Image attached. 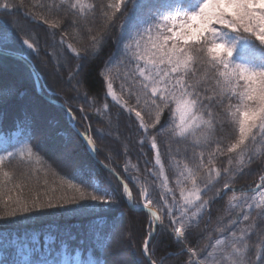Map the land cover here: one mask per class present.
<instances>
[{
    "label": "trees",
    "instance_id": "trees-1",
    "mask_svg": "<svg viewBox=\"0 0 264 264\" xmlns=\"http://www.w3.org/2000/svg\"><path fill=\"white\" fill-rule=\"evenodd\" d=\"M180 1L175 0L176 3ZM5 2L14 7L10 13L0 10V50L25 56L33 67H36V64H40L39 67L43 66L39 69L40 71L36 69L43 85L46 83L41 72L43 73L44 69L53 75L49 61H52V55H57L55 52H59L71 70L69 76L64 77L70 79L80 74L82 93L89 103L81 98L79 104H75L69 98L73 105H77L76 108L84 109L89 122V124L83 122L84 126L74 111V116L77 118L75 126L77 130H80H78L79 133H87L91 137L97 149L107 152V148H111L114 153V160H112L114 162L107 160L105 162L104 157L101 158L97 152L96 159L101 161L98 165L88 152L89 155L86 157L91 171L84 173V177H77L69 169L66 171L59 169L55 165V160L43 154L42 147H38L40 144H35L34 139L39 132L37 133V128L32 121L19 117L14 118V121L9 120L10 116L3 110V105L8 102L11 95L5 92L16 93L17 91L9 85L1 86L5 85L2 83L0 85V107H2L0 108V156L6 155L7 152L17 153V155L6 160L0 169V217L5 216L6 209L14 206L11 202L5 204L8 197H12L13 201L17 197L31 201L33 197L39 196L42 203H46L49 198L60 203L61 195L69 197L75 195L74 191L68 188L70 180L83 186L87 181L93 180L94 176L98 185L105 183L111 187L112 193L108 194L112 197V203L104 205L82 201L78 205L69 204L63 208L18 212L13 218L0 219V260L8 259L10 264H16L30 257L34 264H41V262L55 264L57 260L65 259L67 252V258L79 264H90V262L91 264H110L109 252L113 250L112 236L106 241L96 243L89 236L91 234L89 226L96 221H111L116 227L112 234L115 240L116 231L118 232L125 222V217H128L131 226H136L139 230L144 229L140 245L132 246L131 254L134 257L132 262L133 264H149V258H146L142 249L151 228L150 217L129 208L120 182L107 169L100 166L104 165L127 185L134 205H139L142 201L141 190L148 189L153 201L151 207L159 215L164 228L161 231L157 230L150 241L151 259L157 264H186L190 260L188 249H194L198 253L197 257L191 258V264H196L195 261H199L200 264H205V261L207 264H213L214 254L212 256L209 253L215 250L213 245L219 239L218 234L221 233L218 227L223 218L228 215H230L229 222L236 221L227 223L228 230L236 231L240 229L241 223H252L251 230L245 237L250 244L247 259L249 264H264V239H262L264 219L257 218L253 213L248 221H244L242 214L238 215L239 207L229 214L227 212L228 202L234 192L238 196L246 194V197H251L264 190L261 188L253 191L256 189L255 185L259 182L260 175L264 174V139L257 135L255 142H250L249 151L243 157V164L240 163V156L236 153L229 154L226 151L222 155L216 153L217 144L222 149H226L238 136L235 118L230 113L235 111L239 101L238 97L220 94V89L215 86V81L212 79L213 71L210 69L206 71L201 54L194 52L197 56V63L193 65L195 75L189 73L186 79L195 85L196 91L202 98V106L198 105L197 111L205 120H212V129L209 130L202 124L192 134L179 135L177 128L179 121L174 115L175 105L170 101L161 115L160 123L154 128L149 127L148 133L145 134L140 129L134 112L129 113L107 95L106 78L111 80L117 98L129 107L141 110L145 123H151L154 117L153 106L150 103L147 105L144 103L140 83L142 78L133 74L137 62L131 60L130 54L126 55L124 51V43H127V29L122 42L121 24L124 17L117 14L116 19L107 27L105 26L102 10H107L106 5L109 0H87L94 5V9L90 13L86 10L85 16L71 9L67 3L62 4L61 0H0V4ZM153 2L156 4L160 0H153ZM197 2L198 0L181 1L185 6L194 5ZM128 7L130 9L131 5ZM45 19L58 23L59 27L50 28L44 22ZM22 24L35 35L24 33ZM98 34L102 35L103 39L98 46L94 47L91 37ZM25 38L36 45L37 51L27 48L23 43ZM62 38L64 43H61ZM49 43L54 44L53 49L49 47ZM252 43L253 55L258 59L260 46L258 42L252 41ZM68 44L72 45L79 56L67 47ZM55 58L54 66L63 71L59 66V58L57 56ZM0 66L5 69L8 67L7 70L22 68L19 63L1 56ZM20 71V74L25 72ZM25 74V78L30 77L28 72ZM52 86L55 87L53 84ZM46 87L50 93H57L49 85ZM34 93L38 97L43 96L42 91L41 96L36 93V89ZM138 95L140 104L136 103ZM46 96L51 99L49 101L56 100L47 93ZM204 96H210L212 99H203ZM156 99L158 100V97ZM49 101L47 103L51 108L58 111L59 107ZM60 109L65 112V108ZM209 111L211 117L208 115ZM64 122L66 130L63 132L67 133L71 140H76L82 149L88 151L85 142L66 120ZM112 124L118 125L116 126L119 129L117 137L124 140L122 144L114 138H106V134L110 131L109 126ZM40 133L42 135V132ZM65 133L64 136H66ZM205 133L209 137L207 142L204 140ZM152 137H155L157 149L151 148ZM141 139L144 140L143 144L140 143ZM27 147L32 149L31 156L26 151L23 156L18 154ZM157 150L160 153L162 168L155 162ZM213 153L216 154L213 156ZM252 153H256V160L249 163L248 157ZM201 156L205 165L203 168L199 167ZM210 156L213 159L211 165L208 164ZM230 157L231 165L228 163ZM185 166L196 174L197 184L202 188L211 175L213 183L209 185L210 190L205 189L202 192V199L212 202L210 208L199 220L198 227L187 231L182 240L177 241L174 238V228L179 225H172L171 220L179 216V206L183 203L180 196L181 188L183 187L187 193L192 187L191 181L187 179L188 171ZM213 167L220 171V177L217 178L215 172L210 173L209 170ZM225 168H229L230 172L236 169H242V171L230 175L224 172ZM4 171L9 173L10 179L3 177ZM165 177L166 187L164 186ZM225 182L231 184L227 191L223 190ZM87 190L91 191L90 188ZM217 190L221 192L219 196L216 195ZM169 209H171V215ZM68 245H78L79 249H69Z\"/></svg>",
    "mask_w": 264,
    "mask_h": 264
},
{
    "label": "snow or ice",
    "instance_id": "snow-or-ice-1",
    "mask_svg": "<svg viewBox=\"0 0 264 264\" xmlns=\"http://www.w3.org/2000/svg\"><path fill=\"white\" fill-rule=\"evenodd\" d=\"M61 3H67L68 6L77 11L81 16H85L86 10L92 12L94 5L88 3L87 0H61ZM128 5H131L129 9ZM14 6L5 2L0 4V10L9 12ZM107 10H102L105 18V26L110 25L120 14L124 17L121 24L122 42L124 41L125 29H127V43H124L125 54H130V59L136 61L133 74L138 75L141 79V88L144 95V103L153 106L154 117L151 123H145L141 110L135 107H129L125 102L118 99L113 91L111 80L106 78L107 95L111 96L122 108L129 113L134 112L135 117L139 121V127L145 134L148 133L149 127H156L160 123L161 115L165 108L169 106V102L175 103V113L178 115L179 135L183 136L193 127L205 125L207 129H212V120H205L202 115L197 114L198 105L202 106V98L195 89V85L187 81L186 77L189 73L195 75L193 65L197 63V56L194 52L201 54L203 63L206 65V71L212 70V79L215 86L220 89V94H228L238 97L239 106L230 114L238 119V136L234 138V142L230 143L226 149H222L217 144L216 153L224 154L236 153L240 156V163H244V154L249 151L250 142H255L257 135L264 139V0H198L194 5L185 6L183 3H176L175 0H160L159 4H155L153 0H109L106 5ZM43 19V18H42ZM52 29L59 27L56 22L44 20ZM246 37L253 38L260 46V54L258 59L253 55L254 45L252 41ZM103 36L98 34L92 36L93 46H98ZM23 43L28 49L37 51L36 45L25 38ZM61 43H64L63 38ZM67 47L74 52L71 44ZM79 56V53L76 52ZM237 57L239 60L237 61ZM150 93V95H149ZM134 94V93H133ZM158 97V100L156 99ZM203 99L211 100L212 97L204 96ZM141 100L137 96V104ZM107 109V105L104 106ZM231 107V106H230ZM83 111V109H81ZM211 117V112L208 113ZM75 119V117H73ZM163 130L162 128L160 129ZM208 134H204L205 142L208 141ZM143 144L144 140L141 139ZM88 144L95 151V144L91 137H88ZM151 148L157 149L155 137L151 139ZM29 156L32 155V149L27 147L18 154L23 156L24 152ZM216 153H213L214 156ZM17 153L7 152L6 155L0 156V169L6 160L13 158ZM249 163L255 162L256 153H252L248 157ZM155 162L161 164L160 153L156 151ZM232 163L231 157L228 161ZM208 164H213L212 156L209 157ZM204 162L201 156L200 166L203 168ZM188 177L191 181V189L185 193L181 188L180 196L183 203L179 206V216L171 220L172 225H179L174 228L177 238L184 237L187 231L194 227H198V222L202 218L204 212L210 208L211 200L202 199V192L209 189V185L213 183L211 175H209L207 183L202 188L197 184L196 174L190 170ZM211 172H215L216 177H220V171L211 168ZM242 171L236 169L230 172L229 168H225L224 172L235 175V172ZM5 179H10L8 172L2 173ZM183 175V173H181ZM166 187V177L165 184ZM124 192L131 200V193L126 185ZM231 187L229 182H225L223 190L227 191ZM68 188L74 191L75 195L71 197L61 195L60 203H56L49 198L46 203H42L39 196L33 197L31 201L17 197L15 201L12 197H8L5 204L11 202L14 206L6 209V214L0 219H8L15 217L18 212L42 211L43 209L63 208L66 205H78L82 201H89L100 204L112 203V197L103 190L102 186L86 182L83 186L68 183ZM90 188L91 191L87 189ZM255 188H264V174L259 177V182ZM210 190V189H209ZM55 191V189H53ZM255 191V189H253ZM221 194L217 190L216 195ZM142 198V207L149 211L154 220H158L157 213L151 211L150 205L153 201L149 196L147 188L140 192ZM243 198V203H234ZM229 209L239 207L242 219L248 221L255 213L257 218L264 219V190L258 195L251 197L238 196L235 192L228 202ZM171 215V209H169ZM235 220L230 223H235ZM222 230V229H221ZM247 228L242 229L239 236L235 232L232 233L233 241L229 244L225 240L217 239L213 248L217 245H226L231 249L227 253L231 264H249L247 255L250 244L245 240V232ZM152 233L143 243V253L149 258V264H157L151 259L150 241ZM264 239V237H262ZM67 248L78 250L79 246L68 245ZM190 260L186 264H191V258L197 257L198 253L194 249H188ZM57 260L55 264H79L74 260L67 258ZM209 255H212L210 252ZM0 264H10L8 259L0 260ZM16 264H34L29 257ZM44 264V262H41ZM91 264V262H90ZM207 264V261H205Z\"/></svg>",
    "mask_w": 264,
    "mask_h": 264
},
{
    "label": "rangeland",
    "instance_id": "rangeland-1",
    "mask_svg": "<svg viewBox=\"0 0 264 264\" xmlns=\"http://www.w3.org/2000/svg\"><path fill=\"white\" fill-rule=\"evenodd\" d=\"M182 1V0H181ZM180 1V3H181ZM157 5L159 3H156ZM22 28L24 33H31V30L28 29L24 24H22ZM33 36L35 35L33 32L31 33ZM247 38V37H246ZM251 41H254L253 38L248 37ZM257 43V42H256ZM49 47L51 49L54 48V44L49 43ZM0 52L5 53L0 50ZM57 55V58H59V66L61 67V70H58L54 66L55 57L52 55V61L50 60V65L52 67V74L50 75L47 70L43 69V73L41 72V75L45 78V83L43 85L41 81V77L38 75L36 69L40 71L39 69L42 67H39L40 64H36V67H33V64L25 57L21 55L20 56L23 61H26L28 65H30L37 78V83L35 79L33 78L31 72L29 69H27L23 63L18 62L17 60L11 59L13 62L19 63L21 67L23 68H17L12 70H7V68H3V66H0V85L4 83L5 85L1 86H8L14 87L17 91L16 93H11L9 91L5 92L11 95L8 102L3 105V110L6 111L7 114H9V120L14 121V118L17 119L18 117L21 118H28L30 121H32L35 124V127L37 128V133L39 132L38 136L36 137L35 144L39 145L38 147H42L43 154H46L47 157L55 160V165L63 170H70L73 174H75L77 177L82 178L84 177V173L87 174L90 172L88 159L86 156H88L89 150L86 151L82 149L79 144L76 142V140H71L70 137L67 136V133L63 132L66 130L65 126V120L68 125H74L72 128H74L76 134L79 133L77 130V126L75 124L77 123V118L74 116L77 113L79 116L81 122L85 124H89L88 119L86 117V112L81 111V108H76L71 102V99L74 101L75 104H79V100L82 98L83 101H86L85 95L82 93V87H81V80H80V74L73 76V78L66 79L64 76L68 75L71 72L69 69V64L65 63L64 59L60 56L59 52H55ZM10 54V53H5ZM13 55V54H11ZM3 57V56H1ZM239 59H237L238 61ZM53 63V64H52ZM41 64L45 65V63L41 62ZM47 65V64H46ZM20 70L25 71L24 74H20ZM29 73L30 77L28 76L25 78L26 74ZM25 75V76H24ZM38 84V86H37ZM52 84L55 86L53 87ZM49 85L52 90L56 91L57 93H50V90L48 87ZM5 87H3L4 89ZM42 91L43 96L38 97L34 93V89ZM10 90V89H9ZM40 92V91H39ZM46 93L55 98L56 100H52L56 106L59 107L58 111L51 108V106L47 103V101L51 100L49 99V96H46ZM71 98V99H69ZM239 101V99H238ZM88 103V102H87ZM239 103L237 104V107L239 106ZM89 104V103H88ZM175 105V103H174ZM176 107V106H175ZM236 107V108H237ZM2 108V107H0ZM67 109V113H65L62 109ZM236 110V109H235ZM1 113V112H0ZM197 114L199 115V112L197 111ZM179 121L178 115H176ZM75 117V119H73ZM1 118V115H0ZM3 119V118H2ZM5 119V117H4ZM237 118H235V121ZM83 123V125H84ZM109 123V121H108ZM79 124V123H78ZM111 124V123H109ZM237 125V123H235ZM99 125V124H97ZM85 126V125H84ZM116 124L110 125V131L106 134V138H114L115 140L123 143L122 139L117 137V134H119V129L116 128ZM128 126V125H126ZM202 124L200 125V127ZM200 127H193L190 129L187 133L184 135L187 136L188 134H192L195 130L199 129ZM91 128V127H90ZM127 128V127H126ZM238 128V125H237ZM42 132V135L40 133ZM64 133L66 136H64ZM97 149V148H96ZM107 152H104L100 148L97 149L98 154H100L101 158L104 157L105 162H114V153L111 148H107ZM83 150V151H82ZM90 153V152H89ZM52 160V161H53ZM97 164H101L97 159H95ZM107 160V161H106ZM103 169H105L104 165H100ZM93 180H89L87 182H90L92 184L98 185L99 183L96 182L95 176L92 177ZM101 186L104 191L107 193H112L111 187H108L105 183ZM243 197V196H242ZM242 200V201H241ZM236 201L234 203L239 204L240 201L243 203V198ZM142 202V201H141ZM140 202L139 205H142ZM138 203V202H136ZM135 206V205H134ZM238 208V207H237ZM235 209V208H234ZM228 207V214L231 213L232 210ZM229 216L224 217L222 220L221 225L218 227L219 233L218 237L221 240H225L227 243H231L233 241L232 233L235 232L237 236L240 235L241 230L247 228L248 231L245 232V237L249 234L251 230L252 223H241V227L238 230H228L226 228L227 223L229 222ZM161 222V221H160ZM230 224V222H229ZM160 226H157V230H164L162 224H159ZM120 227V226H119ZM116 227H114L113 223L111 221H100V222H94L93 225L89 226V232L91 233L89 236L93 238V240L96 243H100V241H106L110 236H112L113 240V250L112 252H109V255L111 256L110 264H133L134 257L131 254V249L133 248V245H140L141 240L143 239L144 235V229L139 230L136 226H131V224L128 222V217H125V222H123L122 226L118 229V232L115 233V240L113 238V233ZM222 229V230H221ZM151 232V228L148 231ZM148 233V234H149ZM119 235V236H118ZM142 236V238H141ZM141 238V239H140ZM174 238L177 241H181L183 237L177 238L174 234ZM128 243H131L128 245ZM119 247V248H118ZM135 248V247H134ZM133 250V249H132ZM188 251V250H187ZM231 249L227 247L226 245H217L215 247V250L212 253L213 256V264H231L230 259L227 257V253L230 252ZM47 255V253H46ZM1 256V255H0ZM44 256V255H43ZM196 264H200L199 261H195Z\"/></svg>",
    "mask_w": 264,
    "mask_h": 264
},
{
    "label": "water",
    "instance_id": "water-1",
    "mask_svg": "<svg viewBox=\"0 0 264 264\" xmlns=\"http://www.w3.org/2000/svg\"><path fill=\"white\" fill-rule=\"evenodd\" d=\"M0 56L6 57V58H9V59H14V60H17L18 62L23 63L24 66H25L27 69H29V71L31 72L33 78L35 79V81H36V83H37L36 74H35L33 68H32L30 65H28V63H27L26 61H23L22 58H21L20 56L11 55V54H5V53H2V52H0ZM37 86H38V84H37ZM38 87H39V86H38ZM78 135H79V136L85 141V143L87 144V146H88V148H89V151H90V154H91L92 158H93V159H96V150H95V151L92 150V147L88 144V138H87L86 136H82V135H80V134H78ZM114 176H115V175H114ZM121 185L124 186L125 184L121 182ZM123 189H124V187H123ZM127 200H128V202H129V208H130L132 211L143 212V213H145V214L151 216L150 213H149V211L146 210V209H144L142 206H141V207H135V206H133V204H132V197H131V200H129V198H128V196H127ZM150 208H151V206H150ZM151 211L156 212V211L153 210L152 208H151ZM157 216H158V215H157ZM158 217H159V216H158ZM152 221H153V225H152V231H151V233H152V237H153V235H154V233H155V230H156V227L159 226V219H158V220H153V219H152ZM154 222H155V223H154ZM179 238H181V237H179Z\"/></svg>",
    "mask_w": 264,
    "mask_h": 264
},
{
    "label": "bare ground",
    "instance_id": "bare-ground-1",
    "mask_svg": "<svg viewBox=\"0 0 264 264\" xmlns=\"http://www.w3.org/2000/svg\"><path fill=\"white\" fill-rule=\"evenodd\" d=\"M41 132V131H40ZM152 218V217H151ZM153 219V218H152ZM154 220V219H153ZM155 223V222H154ZM152 224H153V221H152ZM157 231V230H156Z\"/></svg>",
    "mask_w": 264,
    "mask_h": 264
}]
</instances>
